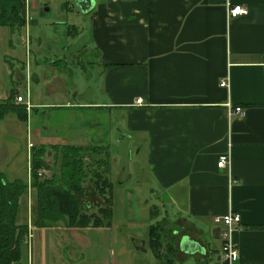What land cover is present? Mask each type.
<instances>
[{"label": "crops", "instance_id": "0c3cea01", "mask_svg": "<svg viewBox=\"0 0 264 264\" xmlns=\"http://www.w3.org/2000/svg\"><path fill=\"white\" fill-rule=\"evenodd\" d=\"M228 1L247 12L228 16L225 0H95L87 64L100 69L99 95L83 104L96 113L80 116L65 133L32 129L26 142L104 146L135 153L136 161L142 154L144 167L129 166L147 172V184L157 186L164 204L166 189L174 200L185 195L177 221L190 233L179 236L177 252L210 253L207 264L223 261L224 226L214 218L233 212L240 221L231 233L238 254L231 264H264V0ZM27 18L26 11V25ZM225 79L227 88L220 86ZM46 104L30 103L27 121L34 106ZM235 106L243 114L233 112ZM226 152L230 163L219 168ZM116 195L112 189L113 212ZM122 196L130 200L129 190ZM23 207L21 198L20 223L29 221ZM38 229L34 254L32 243L25 247L26 263L50 264L47 228ZM211 232L220 241L218 254L207 247Z\"/></svg>", "mask_w": 264, "mask_h": 264}, {"label": "rangeland", "instance_id": "374dc122", "mask_svg": "<svg viewBox=\"0 0 264 264\" xmlns=\"http://www.w3.org/2000/svg\"><path fill=\"white\" fill-rule=\"evenodd\" d=\"M26 2L29 18L27 25L25 9V24L21 29L10 33L8 27L0 26V89L3 90L0 92V95H3L0 101L9 96L10 90L13 89V102H16L15 96L18 94L23 95L26 100L28 90L30 103L47 104L42 107L34 106L26 122L20 121L12 112L0 120V171L6 180L29 178L30 146L26 140L30 130L38 128L51 132L57 130V127L63 133L68 128L73 130L80 122V116L86 120L95 115L96 109L86 107L83 103L95 101L99 95L96 82L101 77L100 69L97 66L91 68L87 64L88 52L94 47L90 40L89 15L81 13L75 7L74 0ZM48 63L51 64L50 68ZM6 68L10 69L11 74ZM5 90L9 92L4 97ZM114 149L118 148H110ZM114 152L108 151L109 179L112 189L121 195L115 196L111 225L103 228L45 229L50 264H164L149 250V225L157 222L159 228H165L173 236L175 246L182 233H190L189 228L177 221L178 216H184L185 195L180 194L179 198L174 200L166 189L167 199L164 204L157 193V186H149L147 183L150 178L148 179L147 172L138 167L140 164L145 166L142 154L137 157L139 161H136L135 153ZM53 155L51 150L45 157L50 165L59 162L58 157ZM90 156L95 158L96 155ZM39 172L42 176H49L50 173L47 169H39ZM150 181L152 182L151 179ZM124 189L129 190L130 200L125 196L123 198ZM133 189L136 191L133 192ZM22 200L25 216H29L27 223L30 225L32 211L28 207V196L25 195ZM88 200L93 205L92 197H88ZM31 233L33 238L28 243L29 234L27 245L31 246L32 243L34 247L39 229L32 228ZM192 233L194 237L197 235ZM204 237L200 238L205 242ZM141 242L147 252L136 251L135 247L140 246ZM206 242L209 250L215 254L219 253L220 241L216 234L211 232ZM35 251L34 247L33 254ZM209 256L210 253L202 257L199 254L184 256L177 252L172 264H207Z\"/></svg>", "mask_w": 264, "mask_h": 264}, {"label": "trees", "instance_id": "16d2710c", "mask_svg": "<svg viewBox=\"0 0 264 264\" xmlns=\"http://www.w3.org/2000/svg\"><path fill=\"white\" fill-rule=\"evenodd\" d=\"M25 9L26 0H0V26L8 27L10 33L21 29L25 24ZM13 93L15 90L11 89L9 96L0 101V120L12 112L26 122V105L13 102ZM51 150L59 160L52 166L45 158ZM91 154L97 157L90 158ZM108 155L104 146L36 144L30 145L28 179L6 180L0 171V264H27L24 256L30 225L20 223L17 217L20 199L26 194L33 198L30 202L33 227L83 229L111 225L113 199ZM39 169L49 170V176H42ZM88 197H92L93 205ZM157 225L156 222L148 227L149 250L157 260L172 264L177 253L173 236Z\"/></svg>", "mask_w": 264, "mask_h": 264}, {"label": "built area", "instance_id": "2783aa9c", "mask_svg": "<svg viewBox=\"0 0 264 264\" xmlns=\"http://www.w3.org/2000/svg\"><path fill=\"white\" fill-rule=\"evenodd\" d=\"M225 5L227 8V14L230 17H235L241 14H245L247 12L246 8L239 4H231L228 0H225ZM221 87H228L227 79L223 80L220 83ZM29 95L28 90H26V100H24V96L18 94L15 96V101L17 103H24L26 108L29 109L30 102L28 101ZM136 103L141 104V99L137 98L135 100ZM232 111L237 114H243V109L240 106H235L232 108ZM230 163L229 152L223 153L219 155L217 160V166L219 168L227 167ZM215 222L222 223L224 229L220 232L221 239V256L225 264H231L237 258V249L234 243L231 240L232 231L239 226L240 217L239 214L233 212H227L226 214H222L216 216L214 218Z\"/></svg>", "mask_w": 264, "mask_h": 264}, {"label": "water", "instance_id": "95a60500", "mask_svg": "<svg viewBox=\"0 0 264 264\" xmlns=\"http://www.w3.org/2000/svg\"><path fill=\"white\" fill-rule=\"evenodd\" d=\"M74 4L81 13L88 14L94 8L95 0H74ZM63 50H64V45H63V48L61 49V51H63ZM186 242H187V238L185 239V237H183V239L180 241V245H182L184 247V246H186ZM194 246H195V249H197L198 251H200V252L203 251V249L200 248L199 246H197L196 243L194 244ZM135 248L138 251H144V244L141 242L140 246H136ZM184 249L189 251L186 248H184Z\"/></svg>", "mask_w": 264, "mask_h": 264}, {"label": "flooded vegetation", "instance_id": "af4514ba", "mask_svg": "<svg viewBox=\"0 0 264 264\" xmlns=\"http://www.w3.org/2000/svg\"><path fill=\"white\" fill-rule=\"evenodd\" d=\"M26 4H27V2H26ZM26 11H27V7H26ZM28 20H29V18H28ZM131 242H132V241H131ZM132 243H133V242H132ZM132 243H131V244H132ZM136 251H138V250H136Z\"/></svg>", "mask_w": 264, "mask_h": 264}]
</instances>
